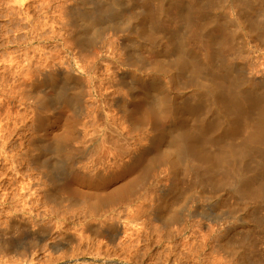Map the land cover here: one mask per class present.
<instances>
[{"label":"rangeland","instance_id":"rangeland-1","mask_svg":"<svg viewBox=\"0 0 264 264\" xmlns=\"http://www.w3.org/2000/svg\"><path fill=\"white\" fill-rule=\"evenodd\" d=\"M141 1L0 0V245L12 246V252L1 253L0 264H20L23 261V264H264V194L241 199L228 178L229 184L223 182L222 170L208 182L209 179H202L203 174H199L203 168L197 172L200 161L190 160L191 163L185 166L194 170L192 176L191 171L186 172L189 175L184 174L187 168H180L186 162H179V169H175L177 165H171V161L170 164L164 162L152 166L151 171H157V174H149L161 177L159 180L148 176L154 182L147 179V189L142 190L144 185L140 189L136 186L143 195L136 192L132 198L135 204L123 197L126 188L134 182L135 185L139 183L138 177L143 174L139 169L142 165H135L138 164L135 152L143 153L148 163L164 148L173 146L180 128L174 126L163 140H156L160 134L151 121L154 114L147 108L149 99L142 95L144 82L148 81L146 84L157 90L167 91L176 106L182 99H191L189 95L195 90L183 72L178 74L167 69L166 65L161 71L152 67L163 46L158 40L160 47L152 48L137 36L135 29L141 27L132 19L137 17L134 13L138 14V11L141 14L150 11L155 15V7L159 17L157 7L171 9L173 0H145L146 3L143 0V4ZM231 1L219 0V3L216 1L218 5L212 6L197 2L196 6L204 7L205 11L212 8V12L207 11L211 13L206 14L208 17L202 11L206 22L202 20L201 25H207V28L203 27L204 31L212 27L209 32L213 29L211 32L215 33V29L222 31L220 27L225 23L230 33L225 27L226 33L222 32L231 36L228 37L230 41L224 42L226 54L223 53L233 59L229 61L230 65L233 63L229 66L233 77L241 78L245 83L251 81L261 91L264 89V32L257 31L259 29L254 28L252 22H264V17L259 10L247 15L243 7L241 12L240 5L237 3L236 7L235 3L232 6L234 0ZM140 8L145 10L141 12ZM165 19L161 21L167 22L168 18ZM211 23L213 26L208 27ZM179 27L183 33V24ZM96 30L101 32L100 36ZM227 43L233 45L231 49H226L229 47ZM144 54L148 56H144V60L148 58L146 62L149 61L151 66L146 62L139 65L132 57L138 55L144 61ZM164 57L168 60L170 54ZM250 59H254L251 61L253 65ZM242 81L238 83L240 88L236 85L239 89L244 87H241L245 84ZM61 91L66 92L65 96ZM75 95H81L76 110L71 102ZM149 97L152 100L155 96ZM206 106L200 111L201 116L203 111L207 112L209 105ZM209 108L204 114L206 120L209 124L217 123L221 108L219 111ZM185 113L181 114L182 117L192 123L194 119L190 120ZM144 120L149 126L144 125ZM240 132L238 141L247 134L241 135ZM215 145L205 143L204 146L214 150ZM211 150L208 149L215 152ZM213 181L227 188L222 189ZM212 182L218 188L214 189ZM93 199L103 202L105 207L110 201L116 200V203L108 209L97 207L94 210ZM90 204L97 216H93L96 214L91 211ZM139 206L143 209L140 210ZM99 209L101 212L97 211ZM138 211H144L143 215ZM14 250L19 258L14 255Z\"/></svg>","mask_w":264,"mask_h":264},{"label":"bare ground","instance_id":"bare-ground-1","mask_svg":"<svg viewBox=\"0 0 264 264\" xmlns=\"http://www.w3.org/2000/svg\"><path fill=\"white\" fill-rule=\"evenodd\" d=\"M141 0H139L140 2ZM216 1L218 2L219 0H215L213 3V0H173V4L171 2V4L173 5V7L171 9H164L163 6L160 8L159 6L157 8H159L160 10L158 11L159 13V17L156 16L158 14L157 10L158 9H153L155 12V15L148 11L149 13H143L141 14L139 11L136 12L140 15L138 16V14L134 13V17L131 16L133 20V22L137 23L139 22L140 24V30L139 29H135L136 31H138L136 34L137 36L141 37L142 40H144L145 42H148V44H150V47L152 45L153 46H158L159 41L160 46H163L162 49H160L159 52V59L155 60L157 62H155L152 67H155L156 70L161 71L163 66H167V69L169 70H173L176 71V73L180 74V72H183L186 75V79L189 83H191L193 85V87H195L194 92L189 95L190 97H192L189 100H184L182 99L181 103H179V105H175V101L174 104H172L173 102L171 101V98L169 96V94H167V91H162V90H157L155 89L154 86L152 85H147V82H144L145 85L142 89V95L144 94V96L146 97L145 99H149V101L147 103H149V105L147 106V108L149 107L151 112L154 114V118L152 121V124L155 126H153L155 129L156 127L158 129H156V131H159L160 137H158V139H156L157 141H161L164 139L165 136H167V131L174 127V126H179L180 128L178 129V131L175 134V138L173 139V146L171 144V146H168L166 148H164V150L160 153V155L153 157L151 160H148L149 162H145V160H147L148 158H145L144 160V154H140L139 155L135 152L136 154V160L135 162L138 164H135L137 166H139V164H141L142 166H139V169L143 170V174L141 175L139 173V176L141 175L142 177H138V180L140 181L139 183L134 182V185L132 184L131 186H128V188L123 187L124 189L126 188V192L123 194L124 198H128L131 199V203H133L132 201H134L133 196L136 194V192L139 193L142 192V190H144L145 187V182L148 179L149 182H154L152 180H150L151 178H149L150 176L152 177V179L155 181L159 180V178L161 177H157L153 174H157L158 172H154L152 169V166H156L158 164H165L166 162L168 164H170L169 161H171V165L175 164L177 166H174L175 169H179L178 166L182 163L181 161H184L183 164L186 162V164L184 166V168L187 164H190V160H197L200 161L199 163L201 164V162H203L206 166L205 169L204 167H201L204 164H195V166L197 167V172H199L200 170L204 171H200L199 174L201 175V173L203 175H201L202 177H198V178H202V179H209V181H212L214 179L215 173H217L218 171H221L224 173V175L222 176L223 178H225V180L223 182H227L229 181L233 186V189L235 190V192L241 197V199H249L252 196H256V198L258 196H261L262 194H264V89H262L261 91H259L256 86V84L248 82L245 83L246 81H244L245 84H247L245 86V84L241 85V89H239V85L238 83H240L242 80L241 78H238L239 80H241L240 82L236 81L235 79H237L235 76L233 77L232 73L233 71L231 70V67L229 66H233V63H231V65L229 64L233 59L231 57V59H229L230 56L227 53V57H226V53L224 52V42H226V40L230 41L228 39L230 35H228L230 32L229 30L226 28L225 23L222 25L220 23L219 26L222 25L223 28V32L226 31V29L228 30L227 34H224L221 29H215V33L211 32V29L213 26L212 23L211 25L209 24L208 27L210 26L211 28L208 29V31H204L203 27H206L207 25L204 24V26H202V20H204V12L205 15L206 14H210L211 13H207V11L212 12L210 10V8L208 7L207 11L204 10V7H202V9L197 5V2H199L201 5L203 4V6H207V4L209 6H212V4L218 5V3L216 4ZM231 1V0H230ZM233 1V0H232ZM231 1V3H232ZM128 2H130V0H128ZM143 2V0L141 1V3ZM147 2V1H146ZM144 0V3H146ZM221 2V0H220ZM225 2V1H224ZM229 2V1H228ZM150 3V1H149ZM148 3V4H149ZM196 3V4H194ZM198 3V5H199ZM206 3V4H205ZM234 3V4H233ZM232 3V6H235L236 3V7H237V3L241 6H239V9L243 7V12L245 11L247 15H250L251 12L253 10H259L261 11V17H264V0H234V2ZM143 4V3H142ZM147 4V5H148ZM152 4V3H151ZM205 4V5H204ZM101 5V4H100ZM171 5V6H172ZM199 5V6H201ZM225 5V4H224ZM230 5V4H229ZM103 6V5H102ZM141 6V5H140ZM146 7V5H144ZM153 6V5H152ZM157 6V5H156ZM161 6V5H160ZM198 7V8H195ZM214 6V5H213ZM100 7V6H99ZM231 7V6H230ZM236 7H234L236 9ZM215 8V7H214ZM105 9V8H104ZM141 9V8H140ZM150 9V8H149ZM206 9V7H205ZM212 9V8H211ZM228 9V8H227ZM234 9V10H235ZM238 9V10H239ZM240 9V11L242 12V10ZM103 10V9H102ZM142 10L145 9H141ZM152 11V9H150ZM204 10V12H202ZM214 10V9H213ZM230 10V9H229ZM94 11V10H93ZM97 11V10H96ZM105 10H103L104 12ZM153 11V12H154ZM98 12V11H97ZM216 12V11H215ZM94 13V12H93ZM102 13V12H101ZM98 14V13H96ZM104 15V13H103ZM89 17V15L87 16ZM95 17V16H94ZM102 17V15H101ZM100 17V19H102ZM166 17L167 22H163L161 20H163ZM206 17H208L206 15ZM98 18V16H97ZM130 18V17H129ZM93 19V18H92ZM165 19V20H166ZM94 21H92L93 23ZM204 22H206L204 20ZM203 22V23H204ZM136 23V24H137ZM185 27H182L184 29L183 33L179 30V25H182ZM215 24V23H214ZM217 24V23H216ZM252 26L256 27V29H259L257 31H262L264 32V22H260V23H254L252 22ZM255 24V25H254ZM91 25V24H90ZM216 26V25H215ZM218 26V27H219ZM139 27V26H138ZM136 25V28H138ZM202 27V28H201ZM216 27V28H218ZM226 29H225V28ZM254 27V28H255ZM88 28V27H87ZM207 28V27H206ZM181 29V28H180ZM203 29V30H202ZM95 30V29H94ZM87 31V30H86ZM97 31L99 32V30H96L95 32L97 33ZM102 31V30H101ZM256 31V30H255ZM253 31V32H255ZM256 31V33H257ZM93 31V33H95ZM104 32V30H103ZM180 32V34H179ZM261 32V33H262ZM101 32H99V36ZM182 33V34H181ZM226 33V32H225ZM91 34V33H90ZM214 34H216V37L213 36ZM257 34L260 35V33L258 32ZM98 35V33H97ZM228 35V36H227ZM264 35V34H263ZM95 36V35H94ZM98 36V38H100ZM214 37V38H213ZM97 38V39H98ZM103 38V37H102ZM105 38V37H104ZM109 38V37H108ZM232 38V37H231ZM96 39V38H95ZM112 39V38H111ZM114 39V38H113ZM93 40V39H92ZM159 40V41H158ZM98 41V40H97ZM96 41V42H97ZM100 41V39H99ZM104 41V40H102ZM109 41V40H108ZM158 41V44L157 42ZM115 42V40H114ZM147 44V43H146ZM228 44V43H227ZM225 44V45H227ZM229 44H232L229 42ZM228 44V45H229ZM158 46V47H160ZM233 46V45H232ZM231 45H229V47L227 46L226 49H231L232 48ZM149 48V46H148ZM157 48V47H156ZM155 49V48H154ZM153 50V49H152ZM158 50V49H157ZM228 51V50H227ZM226 51V52H227ZM232 51V50H231ZM157 52V51H156ZM225 54H224V53ZM230 52V50L228 51ZM158 53V52H157ZM137 54V53H136ZM165 54H170V60H165L164 55ZM142 55V54H141ZM172 55V56H171ZM107 57V55H104ZM137 56V57H136ZM134 55L132 57H134L136 59L135 62L138 61L139 65L145 63L147 60H144V56L146 57L147 54L143 55V60L141 58H138V55ZM140 56V55H139ZM225 56V57H224ZM148 57V56H147ZM250 57V56H249ZM255 57V56H254ZM103 58V57H102ZM133 58V60H134ZM132 59V58H131ZM150 60V59H149ZM254 61V59H250L251 61ZM257 59H255L256 61ZM152 60H150L151 62ZM230 61V62H229ZM147 63V62H146ZM153 62H151L152 64ZM254 63V62H253ZM253 63L251 62L250 64L253 65ZM149 64V61L147 63V65ZM145 65V64H144ZM143 65V66H144ZM148 66H151L150 64ZM144 68V67H143ZM231 75L234 79H232V77H229ZM239 76V75H238ZM229 77V78H228ZM28 78V76H27ZM231 78V80H230ZM245 78V77H244ZM154 79V78H153ZM237 79V80H238ZM249 79V78H247ZM152 80V79H151ZM246 80V79H245ZM242 81V82H243ZM65 82V81H64ZM67 83V81H66ZM150 83H154V82H150ZM28 84V83H27ZM26 84V85H27ZM238 85V87L236 86ZM25 87V85L23 86ZM68 88V87H67ZM264 88V87H263ZM21 89V88H20ZM64 89V88H63ZM260 89V88H259ZM62 90V89H61ZM68 90V89H67ZM63 91H61V94H63V96H65L64 93H62ZM22 93V92H21ZM141 93V92H140ZM24 94V93H23ZM60 93L58 95H60V97L62 96ZM70 94V93H69ZM154 95L155 97L151 98L152 100H150L151 95ZM83 95V94H82ZM73 96V94H72ZM81 96V95H80ZM79 95H75L73 98V101L71 100V102H73V108L76 110L78 107V104L80 103ZM49 97V96H48ZM58 97V96H57ZM59 97V98H60ZM43 98V96H41V99ZM52 98V97H51ZM54 98V97H53ZM82 99V98H81ZM143 99V97H142ZM143 99V100H145ZM45 100V99H44ZM51 100V99H50ZM83 100V99H82ZM41 102V101H40ZM50 102V101H49ZM70 102V101H69ZM47 103V102H46ZM45 103V104H46ZM44 104V105H45ZM206 104H208L213 110H218L219 108H221V115H219V118L216 120L217 121V125H215L214 121L213 123H208V121L206 120V117L204 116L205 113L207 112L203 111L204 113L202 114L203 116L200 115V111H202V108H206ZM43 105V104H42ZM80 106V105H79ZM205 106V107H204ZM146 108V109H147ZM148 108V109H149ZM224 108V110H223ZM132 109V108H131ZM137 109V108H136ZM78 111V110H77ZM137 111V110H136ZM186 112L185 115L188 118H191L190 120H192V118L194 119L192 121V123L188 122L187 119H184V117H182L184 114L183 113ZM210 112V111H209ZM77 113V112H76ZM82 113V112H81ZM132 113V112H131ZM135 114V112H133ZM143 114V113H142ZM152 114V115H153ZM183 114V115H181ZM130 115V114H129ZM133 115V114H132ZM146 115V114H144ZM149 115L148 116H152ZM147 116V115H146ZM43 118V117H42ZM143 118V116H142ZM147 119V117H145ZM144 118V119H145ZM149 118V117H148ZM44 119V118H43ZM208 119V118H207ZM42 120V119H41ZM148 120V119H147ZM144 120V125L148 123V121ZM37 123V122H36ZM151 123V122H150ZM34 124V123H33ZM213 124V126H217L216 128L219 130H216L215 127L213 128V126H211ZM37 125V124H36ZM149 126V124L147 125ZM152 126V125H151ZM211 126V127H210ZM31 128V127H30ZM36 128V127H35ZM34 128V129H35ZM151 128V127H150ZM214 129L215 134L213 135L212 133H214L213 130ZM33 129V128H32ZM153 129V128H152ZM154 129V130H155ZM241 130V132H240ZM243 130V131H242ZM245 130V131H244ZM212 131V132H211ZM220 133H218V132ZM247 133L245 135V137L241 136L242 139H240L238 141L237 137L239 136V133ZM79 133V132H78ZM218 133V134H217ZM170 134V133H169ZM168 134V135H169ZM241 134V135H242ZM173 135V134H172ZM171 136V135H170ZM82 137V136H80ZM172 137V136H171ZM240 137V136H239ZM77 138V137H76ZM236 138V139H235ZM78 139V138H77ZM76 139V140H77ZM81 139V138H80ZM79 139V140H80ZM170 139V138H169ZM172 139V138H171ZM170 139V140H171ZM83 140V138H82ZM237 140V142H235ZM61 141V140H60ZM63 141V140H62ZM65 141V140H64ZM75 141V140H74ZM207 141V142H206ZM76 142V141H75ZM79 142V141H78ZM76 142V143H78ZM118 142V141H117ZM208 144H216L215 145V149L211 150L209 147H207L209 150L211 151H215V152H210L208 151V149L205 148V143ZM63 143V142H62ZM61 143V144H62ZM81 143V142H80ZM168 143H171L170 141H168ZM56 144V142H55ZM58 144V142H57ZM70 144V143H69ZM67 144V145H69ZM74 144V143H73ZM60 145V144H59ZM65 145V144H64ZM61 146V145H60ZM101 146V145H100ZM99 146V148H100ZM212 146V145H211ZM218 146V147H217ZM51 147V146H50ZM59 147V146H58ZM57 147V148H58ZM65 147V146H63ZM69 147V146H68ZM71 147V146H70ZM73 147V146H72ZM71 147V148H72ZM98 147V146H97ZM102 147V146H101ZM62 148V147H61ZM124 148V147H123ZM59 149V148H58ZM64 149V148H62ZM79 149V148H78ZM98 149V148H97ZM126 151V148H124ZM31 150V149H30ZM61 150V149H60ZM123 150V149H122ZM144 150V149H143ZM79 151V150H78ZM96 151V150H95ZM93 149V152H95ZM141 151V150H139ZM23 152V151H22ZM33 152V151H32ZM35 152V151H34ZM71 152V151H69ZM146 154V150L143 151ZM65 153V152H64ZM63 153V155H64ZM149 154V151L147 152ZM70 154V153H69ZM72 154V153H71ZM87 154V153H86ZM134 154V155H135ZM151 154V153H150ZM17 155V154H16ZM20 155V154H19ZM30 155V154H29ZM66 155V154H65ZM84 155V154H83ZM98 155V154H97ZM150 156V155H149ZM25 157V155L23 156ZM32 157V156H31ZM151 157V156H150ZM149 157V158H150ZM26 158V157H25ZM29 158V157H28ZM74 158V157H73ZM18 159V158H17ZM16 159V160H17ZM21 159V158H20ZM37 159V158H36ZM97 159V158H96ZM6 160V159H5ZM14 160V161H16ZM103 160V159H102ZM134 160V159H133ZM28 161V160H27ZM33 161V160H32ZM132 161V160H131ZM21 162V161H20ZM23 162V161H22ZM96 162V161H95ZM133 162V161H132ZM163 162V163H162ZM165 162V163H164ZM181 162V163H179ZM188 162V163H187ZM190 162V163H189ZM194 162V161H193ZM101 163V162H100ZM103 163V162H102ZM166 163V164H167ZM179 163V165H178ZM3 164V163H2ZM91 164V162H90ZM129 164V163H128ZM132 163L130 162V165ZM192 164V165H193ZM14 165V164H13ZM102 165V164H101ZM134 165V163L132 164ZM20 166V165H19ZM24 166V165H23ZM49 166V165H48ZM126 166V164L124 165ZM159 166V165H158ZM157 166V167H158ZM191 166V165H190ZM188 166V167H190ZM15 167V166H14ZM42 167V166H41ZM40 167V168H41ZM134 167V166H133ZM156 167V168H157ZM5 168V167H4ZM17 168V167H16ZM45 168V167H44ZM137 168V167H136ZM183 168V170H184ZM193 168L195 169V167L193 166ZM199 168V169H198ZM48 169V168H47ZM159 169V168H157ZM219 169V170H218ZM6 170V169H5ZM39 170V169H37ZM66 170V169H65ZM125 170V169H124ZM155 170V169H154ZM160 170V169H159ZM186 170V169H185ZM184 170V174L189 175L188 171H191V168L189 170V168H187V170ZM45 171V170H43ZM138 171V170H137ZM141 171V170H140ZM139 171V172H140ZM175 171V170H174ZM192 171H194L192 169ZM192 171L191 176H192ZM40 172V171H38ZM132 172V171H130ZM136 172V171H135ZM150 172H154L153 174H150ZM196 172V171H195ZM204 172V173H203ZM19 173V172H18ZM21 173V172H20ZM43 173V172H42ZM76 173V172H74ZM142 173V172H141ZM23 174V173H22ZM46 174V173H45ZM44 174V175H45ZM164 174V173H163ZM195 174V173H194ZM47 175V174H46ZM135 175V173H134ZM137 175V174H136ZM185 175V176H186ZM196 175V174H195ZM194 175V178L196 179V176ZM149 176V177H148ZM155 176V178H154ZM159 176V175H157ZM162 176V175H161ZM20 177V176H19ZM44 177V176H43ZM184 177V176H183ZM222 177H218L220 179H222ZM50 178V177H49ZM228 178V180L226 179ZM194 179V180H195ZM200 179V180H202ZM59 180V179H58ZM100 180V179H99ZM136 180V179H135ZM188 180V179H187ZM197 180V179H196ZM203 181L204 183L206 181ZM227 180V181H226ZM42 181V180H41ZM44 181V180H43ZM132 181V180H131ZM161 181V180H160ZM182 181V180H181ZM199 181V180H198ZM217 181V179H216ZM62 182V181H61ZM60 182V183H61ZM100 182V181H99ZM136 182H138L136 180ZM196 182V181H195ZM215 182V181H213ZM212 182V184H213ZM220 182V181H218ZM217 182V183H218ZM229 182H227L229 184ZM158 183V182H157ZM156 183V184H157ZM181 183V182H180ZM187 183V181H186ZM221 183V182H220ZM227 183H224L226 185H228ZM16 184V183H14ZM13 184V185H14ZM23 184V183H22ZM140 184V186L138 185ZM153 184V183H152ZM201 184V183H200ZM211 184V182H210ZM210 184H206L207 186H210ZM216 184V182H215ZM214 185V189L215 187L218 188V186ZM219 184V183H218ZM216 184V185H218ZM223 184V185H224ZM30 185V184H29ZM69 185V184H68ZM130 185V184H129ZM144 185V186H143ZM149 185V184H148ZM154 185V184H153ZM152 187H156L153 186ZM220 187H223L222 184ZM224 185V186H226ZM22 186V185H21ZM31 186V185H30ZM37 186V185H35ZM45 186V185H44ZM140 189L142 186V190H137V187ZM147 186V185H146ZM149 186V187H151ZM200 186V185H199ZM203 186V185H202ZM212 186V185H211ZM229 186V185H228ZM11 187V184H10ZM16 187V186H15ZM47 187V186H45ZM177 187V185H176ZM204 187V186H203ZM219 187V189H221ZM26 188V186H25ZM146 188V187H145ZM148 188V187H147ZM146 188V189H147ZM212 188V187H211ZM227 187H223L222 189H225ZM18 189V188H17ZM39 189V188H38ZM46 189V188H45ZM63 189V188H62ZM68 189V188H67ZM72 189V188H71ZM145 189V190H146ZM208 189V188H207ZM27 190V189H26ZM44 190V187H43ZM47 190V189H46ZM66 190V189H64ZM103 191V190H102ZM122 192L124 190H121ZM150 191V190H149ZM214 191V190H213ZM22 192V191H21ZM24 192V191H23ZM69 192V191H68ZM72 192V191H71ZM70 192V193H71ZM104 192V191H103ZM117 192V191H116ZM224 192V191H223ZM232 192V189H231ZM46 193V192H45ZM63 193H65L63 191ZM105 193V192H104ZM137 193V194H138ZM146 193V192H144ZM34 194V193H33ZM74 194V193H73ZM114 194V193H113ZM111 194V195H113ZM140 194V193H139ZM138 194V195H139ZM236 194V195H237ZM49 195V194H47ZM46 195V196H47ZM62 195V194H61ZM64 195V194H63ZM72 195V194H69ZM138 195H136L138 197ZM143 195V194H140ZM139 195V196H140ZM235 195V194H234ZM50 196V195H49ZM103 196V195H102ZM119 196V195H118ZM122 196V193H121ZM136 196L135 198V202L136 201ZM264 196V195H263ZM48 197V196H47ZM51 197V196H50ZM48 197V198H50ZM106 197V196H105ZM239 197V198H240ZM40 198V197H39ZM59 198V197H58ZM101 198V196H100ZM100 198L98 199L100 201ZM107 198V197H106ZM110 198V197H109ZM108 198V199H109ZM64 199V197L62 198ZM70 199H72L70 197ZM111 199V198H110ZM116 199V198H115ZM140 199V198H139ZM143 199V198H142ZM145 199V198H144ZM251 199V198H250ZM260 199V198H258ZM61 200V199H60ZM94 200V199H93ZM92 200V201H93ZM97 200V199H95ZM94 200V204H92V206L94 207V210H96L95 208L100 207L103 210L107 207V209L109 208L108 206H112V204L118 200H114V201H110L109 204H107V206L105 207V205H103V202L100 203L99 201H95ZM103 200V199H102ZM107 200V199H106ZM261 200V199H260ZM53 201V200H52ZM70 202H73L70 200ZM79 202V201H78ZM77 202V203H78ZM108 202V201H107ZM118 202V201H117ZM126 202V201H124ZM249 202V201H248ZM252 202V201H251ZM76 203V202H75ZM93 203V202H92ZM116 203V202H115ZM254 203V202H253ZM56 204V203H55ZM57 204H59L57 202ZM68 204V203H67ZM105 204V203H104ZM135 204V203H133ZM132 204V205H133ZM144 204V202H143ZM50 205V204H49ZM54 205V204H53ZM84 205V204H83ZM82 205V206H83ZM140 205V204H138ZM142 205V204H141ZM145 205V204H144ZM42 206V205H41ZM44 206V205H43ZM60 206V204H59ZM62 206V205H61ZM71 206V204H70ZM77 206V205H76ZM85 206V205H84ZM120 206V204H119ZM135 206V205H134ZM58 207V205H57ZM64 207V206H62ZM75 207V206H74ZM91 208V204L89 206ZM145 207V206H144ZM3 208V207H2ZM56 208V207H55ZM66 208V207H65ZM80 209V207H78ZM86 208V207H85ZM88 208V207H87ZM89 208V209H90ZM130 208V207H129ZM132 208V207H131ZM140 208V206H139ZM50 209V208H49ZM61 207H59V211H60ZM69 209V207H68ZM101 209V210H102ZM143 207L140 208V210H142ZM56 210V209H55ZM63 210V209H62ZM61 210V211H62ZM93 209L91 208V211ZM93 210V212H94ZM101 210H97L99 212H101ZM117 210V209H116ZM136 210V209H135ZM147 210V209H146ZM58 211V212H59ZM74 211V210H73ZM96 211V212H97ZM49 212V211H48ZM77 212V211H76ZM92 212V215H93ZM107 212V211H106ZM116 212V211H115ZM140 214H142L144 211H138ZM63 213V212H61ZM65 213V212H64ZM67 213V212H66ZM69 213V212H68ZM87 213V212H86ZM138 213V214H139ZM93 216H97V213L94 212ZM111 214V213H110ZM139 214V215H140ZM146 214V213H145ZM49 215V214H48ZM54 215V214H53ZM104 215V214H103ZM143 215V214H142ZM51 216V215H50ZM87 216V215H86ZM85 216V217H86ZM102 216V215H101ZM136 215H134L135 218ZM141 216V215H140ZM11 217V216H10ZM58 217V214H57ZM62 217V216H61ZM59 217V218H61ZM88 217V216H87ZM138 220L140 219L139 216ZM3 218V217H2ZM90 218H92V216L90 215ZM94 218V217H93ZM130 218V217H128ZM133 218V219H134ZM19 219V218H18ZM47 219V218H46ZM45 219V220H46ZM143 219V218H142ZM183 219V218H182ZM91 220V219H90ZM93 220V219H92ZM107 220V219H106ZM129 220V219H128ZM135 220V219H134ZM191 220V219H190ZM50 221V220H49ZM94 221V220H93ZM93 221H89V222H93ZM99 221V220H98ZM103 221V220H102ZM114 221V220H113ZM136 221V220H135ZM148 221V220H147ZM61 222V221H60ZM88 222V221H87ZM115 222V221H114ZM120 222V221H119ZM142 222V221H141ZM149 222V221H148ZM2 223V220H1ZM7 224V223H6ZM126 224V223H125ZM137 224V223H136ZM62 225V224H61ZM139 225V224H138ZM137 225V226H138ZM142 225V224H140ZM85 226V225H83ZM131 226V225H130ZM98 227V226H96ZM127 228V226H126ZM154 228V227H153ZM164 228V227H163ZM166 228V227H165ZM3 230V229H2ZM99 230V229H98ZM129 230V229H128ZM156 230V229H155ZM83 231V230H81ZM127 231V230H126ZM154 232V231H153ZM167 232V230L165 231ZM81 233H84L81 232ZM125 233V232H124ZM129 233V232H128ZM157 233V232H156ZM162 233V232H161ZM160 233V234H161ZM169 233V231H168ZM131 234V233H130ZM83 235V234H81ZM126 235V234H125ZM134 235V234H133ZM159 235V234H158ZM93 236V235H92ZM91 236V237H92ZM136 236V235H135ZM160 236V235H159ZM90 237V236H89ZM88 237V238H89ZM128 237V236H126ZM84 238V236H83ZM87 238V239H88ZM211 238V237H210ZM248 238V237H247ZM82 239V237H81ZM1 240V239H0ZM10 242V241H9ZM90 242H92L90 240ZM82 244V243H81ZM99 245V244H98ZM12 246L11 245H6V243H2L0 245V258H1V253L5 254L8 252H12L11 251ZM14 248V247H13ZM81 248V247H80ZM98 248V247H97ZM232 249V248H231ZM8 250V251H7ZM26 252V251H25ZM24 252V253H25ZM253 252V251H252ZM14 255L17 256V252L14 250L13 251ZM31 253V252H30ZM98 253V252H97ZM96 253V254H97ZM27 254V253H26ZM99 254V253H98ZM6 255V254H5ZM22 255V254H21ZM249 255V254H248ZM257 255V254H256ZM262 255V254H261ZM19 256V255H18ZM17 256V258H19ZM6 256H4L5 258ZM13 257V256H12ZM33 257V256H32ZM249 257V256H248ZM252 257V256H251ZM3 258V257H2ZM7 258V257H6ZM16 259V258H15ZM15 259H13L15 261ZM29 259V258H28ZM254 259V258H253ZM258 259V258H257ZM10 260V258H9ZM19 260V259H18ZM21 260H23V258H21ZM25 260V259H24ZM33 260V258H32ZM256 260V259H255ZM263 260V259H262ZM1 261V260H0ZM26 261V260H25ZM28 261V260H27ZM253 261V260H252ZM258 261V260H257ZM5 262V261H4ZM13 262V261H12ZM244 262V261H243ZM260 262V261H258ZM257 262V263H258ZM1 263V262H0ZM6 263V262H5ZM23 262H21L20 264H23ZM26 263V262H25ZM30 263V262H27ZM8 264V263H7ZM242 264V263H241Z\"/></svg>","mask_w":264,"mask_h":264}]
</instances>
